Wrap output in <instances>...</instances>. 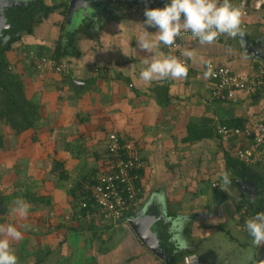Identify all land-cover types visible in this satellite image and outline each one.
<instances>
[{"label": "crops", "instance_id": "0c3cea01", "mask_svg": "<svg viewBox=\"0 0 264 264\" xmlns=\"http://www.w3.org/2000/svg\"><path fill=\"white\" fill-rule=\"evenodd\" d=\"M104 5L101 9L113 17L111 30L96 26L86 30L88 26L78 17L62 27L64 17L56 14L52 23L41 24L33 36L22 40L25 47L19 44L16 53L10 54L25 80L28 97L41 108L36 129L16 137L21 139L20 150L3 152L8 163L0 167L1 181L11 180V190H21L20 199L29 205L24 219L14 215L12 207L7 209L3 224L19 225L23 234L22 240L12 242L15 251L22 250L17 252L18 262L165 264L130 226L139 214L152 211L160 216L152 227L158 237L162 231L169 236V220L189 216L182 233L189 246L182 251L194 252L202 264H264V244L255 248L238 219V203L246 195L253 197L254 185L230 172L231 188L229 193L223 191L228 146L215 138L184 141L192 124L234 118L246 121L247 127L264 123L263 96L254 99L237 93L233 101H212V81L203 78L205 64L230 67L239 77L257 72L255 64H264V11L248 18L246 36L224 35L212 45L185 39L176 53L162 46L165 54L187 60L192 72L183 79L145 86L138 75L141 61L150 54L138 48L134 38L143 30L131 24L143 26L145 18L130 14L125 5ZM128 27L136 31L129 32ZM144 27L149 33L156 31ZM79 28L85 35L79 39L80 57L68 60L66 74L32 68L38 46L53 49L63 30ZM188 49L194 52L191 61L181 55ZM113 134L146 163L140 173L142 195L133 214L117 224L83 215L80 194L72 192L88 175L108 170L107 146ZM258 154L264 159V148ZM56 163L64 166L67 179H59Z\"/></svg>", "mask_w": 264, "mask_h": 264}, {"label": "trees", "instance_id": "16d2710c", "mask_svg": "<svg viewBox=\"0 0 264 264\" xmlns=\"http://www.w3.org/2000/svg\"><path fill=\"white\" fill-rule=\"evenodd\" d=\"M91 1L103 5L97 0ZM166 2L167 0H156L154 3L158 4V6H154L163 7ZM68 6V0H63L61 1V3H56V1L54 0H21L18 6L8 8L5 11L7 28L3 30L2 36L4 38L7 37V40L0 43V157L3 152H6L7 149H10L9 146H7L10 144L9 139L7 138L9 137L8 135L12 134V136L16 138L17 136H20L21 134L26 133L30 130H35L41 120V108L38 104L34 103L28 97L26 93L25 80L20 74L17 64L14 65L12 63L10 54L16 53L14 49H18L19 44L22 47H25V44H23L22 42L23 38L33 36L35 30L41 24L51 21L52 17L55 14L63 16L65 22L68 16ZM252 14L254 13H251V15ZM64 22L62 24V27H64L65 25ZM247 29L245 31H241L242 35L246 36L245 34ZM81 32V28L75 31L63 30L53 49L45 46H38L36 49V58L31 59L32 68H35L36 70L42 60H51L57 64L65 59L69 60L70 58L80 57L78 37ZM261 66L264 67V64L260 61V63H256L254 67L256 68V70H258V68ZM231 71L234 74L232 69ZM191 72L192 70L190 71V73ZM212 91L213 87L211 89L210 98L212 95ZM247 96L255 99L261 96L264 97V93L257 92L253 94H247ZM218 125H223L232 130L238 128L243 131L245 130V128H247L246 121L241 118H234L221 122L218 121L215 122V124L212 121H206V123L204 124L202 122L190 125L188 128V135L184 139V141L189 143H197L202 140H212L215 138L220 141L221 145L224 146L226 143H222L219 135L216 134V128ZM2 126H5L7 129L6 135L1 129ZM36 140L37 138H34V141ZM253 140L254 135H252L251 137L241 135L234 139H230L228 145L226 144V146H228L227 148L224 146L226 149L224 153V160L226 165L225 171L227 172L228 177L232 178L230 175L231 172L232 175L245 178L255 187L253 197L246 195L242 197V199L238 203L237 211L239 218L240 211L242 209V206L244 205L248 206L250 217L254 216L257 212H264V168L262 167V165H260L261 163L250 165L244 159H241L239 158V156H237L238 151H243L244 149L248 148H245V145L250 143L249 147L253 146ZM238 145L240 146L238 147ZM263 148L264 147H260L258 151L253 150V152L259 155V151H262ZM54 169L59 172L58 175L60 180H65L68 178L67 171L64 169V166L61 163H56L54 165ZM88 177L89 175L85 178ZM21 192V190L17 191V189H12L7 196L6 193H2L0 187V225H3L6 222L5 215L7 210V206L4 204V200H2V198L8 197L7 201L11 200L12 198L20 199L21 197L18 194ZM72 192L79 193L80 200L87 203L88 207L86 209H81L83 215H87V213H94L97 211V208L95 207L93 202H91L88 196L81 191V183L77 184V187L74 188ZM25 198L27 200L30 199L29 195L26 194ZM132 214L133 212L128 217H131ZM100 219L105 221L103 218ZM239 222L240 224H242L241 221ZM162 232L163 233L160 234L158 238L160 240L162 251L165 252V255L167 257L165 264H183L184 258L186 256L194 254V252L189 250L180 252L177 251L174 247V244L170 243V237L165 234L164 231ZM18 264L25 263H23L22 260L21 262H18Z\"/></svg>", "mask_w": 264, "mask_h": 264}, {"label": "clouds", "instance_id": "9594fccd", "mask_svg": "<svg viewBox=\"0 0 264 264\" xmlns=\"http://www.w3.org/2000/svg\"><path fill=\"white\" fill-rule=\"evenodd\" d=\"M143 15V26L131 24L143 30L134 40L139 49L150 54L141 61L138 75V80L145 86L187 76L188 66L184 60L165 54L161 51L162 46L175 48L178 39L195 41L199 45H212L221 35L234 38L242 34L240 26L243 13L231 0H169L163 8H145ZM144 26L155 28V33H149ZM127 30L133 33L136 31L135 27H128ZM181 55L190 61L194 59V52L190 49ZM213 74L212 68L205 64L203 78L208 79ZM222 180L225 185L222 190L229 193L232 180L227 174L223 175ZM13 205L11 212L14 215L20 219L28 216L27 202L17 198ZM188 221L189 216L186 214L177 215L168 221L170 243L178 251L186 250L189 246L182 235ZM242 228L255 248L264 244V212H257L247 218ZM22 238V232L13 224L0 225V264H18L12 242Z\"/></svg>", "mask_w": 264, "mask_h": 264}, {"label": "built area", "instance_id": "2783aa9c", "mask_svg": "<svg viewBox=\"0 0 264 264\" xmlns=\"http://www.w3.org/2000/svg\"><path fill=\"white\" fill-rule=\"evenodd\" d=\"M101 3H109L115 5H125L130 12L144 13L145 8H162L155 4L156 0H97ZM232 4L240 8L243 15L241 17V31H245L248 26V18L253 12L264 11V0H232ZM156 5V6H154ZM219 36L217 39L222 38ZM176 41L177 47H166L167 50L176 53L180 51L182 41ZM183 59V58H181ZM188 66L187 76L192 70L187 60L183 59ZM212 68L213 75L209 79L213 82V91L211 95L212 101L229 102L236 98L237 93L253 94L264 93V67L258 68L253 76L239 77L232 73L230 67L216 66L208 64ZM51 70L57 74H66L70 69L68 60H62L59 63H54L51 60H42L39 64V69ZM205 71V70H204ZM186 76V77H187ZM216 134L222 143L228 145L230 139H234L241 135L251 137L254 135L253 146L238 151L237 156L244 159L250 165L261 163L264 168V159L254 153L260 147H264V123H260L254 127H247L245 130L229 129L223 125H218ZM109 156V168L91 174L88 178L81 182V191L85 193L89 200L93 202L97 211L87 213V216H98L107 222L114 224L126 221L128 216L134 211L137 202L142 195V187L140 185V173L145 170L146 163L137 154L132 153L129 144L124 143L116 134L111 135L107 146ZM81 209H86L87 203H81ZM239 218V217H238ZM250 218L249 208L247 205L242 206L240 218L242 224ZM183 264H201L199 257L195 254L188 255L184 258Z\"/></svg>", "mask_w": 264, "mask_h": 264}, {"label": "water", "instance_id": "95a60500", "mask_svg": "<svg viewBox=\"0 0 264 264\" xmlns=\"http://www.w3.org/2000/svg\"><path fill=\"white\" fill-rule=\"evenodd\" d=\"M21 0H0V43L4 41L2 36L3 30L7 28L5 11L8 8L16 7ZM95 3V2H94ZM97 5V3H95ZM93 7V3L90 0H71L68 9L67 23L70 25L73 18L79 17L80 14L87 15ZM250 186V185H249ZM249 191V190H248ZM247 191V192H248ZM246 192V191H245ZM246 192V193H247ZM250 192V191H249ZM160 220L152 215L139 214L137 218L130 221V226L137 236L138 240L155 256L167 260L165 252L162 251L160 241L157 233L153 232L152 227Z\"/></svg>", "mask_w": 264, "mask_h": 264}, {"label": "rangeland", "instance_id": "374dc122", "mask_svg": "<svg viewBox=\"0 0 264 264\" xmlns=\"http://www.w3.org/2000/svg\"><path fill=\"white\" fill-rule=\"evenodd\" d=\"M54 1H56V3H61V0H54ZM90 2H92L93 3V7H92V9L91 10H93L94 9V12L92 13L91 12V10L90 11H88L87 12V15H84V14H80V17H79V21H81V23H85L87 26H88V28L89 29H86L85 27H82L83 29H86V30H91V31H93V29H94V26H96V27H99L100 29H102V28H104L105 27V30H111V28H112V20H113V17L110 15V14H108V13H106L103 9H101V8H103V6H106V5H104V4H106V3H102L103 5H101L100 3H98V5H96L93 1H91L90 0ZM107 4H109V3H107ZM124 8L123 9H127L128 10V12L130 13V14H132V15H138V16H140V17H142V18H145L144 17V15L143 14H141V13H133V12H130L129 11V9H128V7L127 6H123ZM162 7V6H161ZM108 15H110V17L108 16ZM55 16H56V14L53 16V18H55ZM117 20V19H116ZM48 23H52V22H48ZM54 23V22H53ZM66 24V23H65ZM71 27V26H70ZM75 27H77V25H75L73 28H75ZM95 27V28H96ZM83 31V30H82ZM80 36L82 37V38H84L83 36H85L84 34H82V33H80L79 34V37H78V47L80 48V46H79V39H81L80 38ZM87 38V37H86ZM5 39V38H4ZM7 39V38H6ZM5 39V40H6ZM23 39H25V37L23 38ZM14 50H16V49H14ZM26 50V49H25ZM80 51H81V48L79 49ZM108 50V48H105V52ZM23 50H21V51H19L20 53L22 52ZM35 52H36V50H34ZM34 52V54L36 55V53ZM173 53V52H172ZM45 70V69H44ZM1 129H2V131H3V133H5V131H7V129H6V127L5 126H2L1 127ZM8 138V137H7ZM9 139V142L12 144H10L11 146H10V150H12L13 152H17V151H19L20 150V148H21V145H20V143H21V139H17V138H15L14 136L13 137H11V138H8ZM29 143H32L31 141H29ZM43 151V150H42ZM25 152V149H23V150H21V156L23 155V153ZM260 152V151H259ZM3 154H1V157H0V167H5V165L4 164H7L8 162H7V159H4V158H6V157H4V156H2ZM5 156H6V154H5ZM10 158V157H9ZM11 160H12V158H10V160H9V162H11ZM54 164V163H53ZM5 178H9V177H5ZM11 180L10 181H7L6 182V179H5V181L4 182H2L1 181V177H0V187H1V191H2V193H6V195L8 196L9 195V193H10V186H11ZM7 199H8V197L7 198H2V200H4V204L7 206V209H9L10 207H13V202L16 200V199H14V198H12L11 200H8L7 201ZM6 216V215H5ZM155 227V226H154ZM17 228L18 229H20L19 228V225L17 226ZM246 251H248V249H246ZM14 252H15V254H17V252L18 253H20V252H22V250H21V248L20 247H18L17 249H16V251L14 250ZM21 257L23 256V255H20ZM23 263H25V261L23 262ZM26 264V263H25ZM48 264H50V263H48Z\"/></svg>", "mask_w": 264, "mask_h": 264}, {"label": "flooded vegetation", "instance_id": "af4514ba", "mask_svg": "<svg viewBox=\"0 0 264 264\" xmlns=\"http://www.w3.org/2000/svg\"><path fill=\"white\" fill-rule=\"evenodd\" d=\"M79 17H80V16H79ZM79 17H78V18H79ZM6 38H7V37H6ZM6 38H5V39H6ZM5 39H4V41L7 40V39H6V40H5ZM4 41H3V42H4ZM147 208H148V206H147ZM148 212H149V211H147V213L145 212V213H143V214H144V215H147V214H148V215H150V214H154V215H156V216H154L155 218H159V217H160V216L157 217L158 214H156V213H154V212H152V211L149 212V213H148Z\"/></svg>", "mask_w": 264, "mask_h": 264}]
</instances>
